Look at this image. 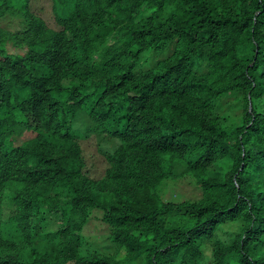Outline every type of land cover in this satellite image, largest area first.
<instances>
[{"label":"trees","instance_id":"16d2710c","mask_svg":"<svg viewBox=\"0 0 264 264\" xmlns=\"http://www.w3.org/2000/svg\"><path fill=\"white\" fill-rule=\"evenodd\" d=\"M49 9L0 0V264H264V0Z\"/></svg>","mask_w":264,"mask_h":264},{"label":"rangeland","instance_id":"374dc122","mask_svg":"<svg viewBox=\"0 0 264 264\" xmlns=\"http://www.w3.org/2000/svg\"><path fill=\"white\" fill-rule=\"evenodd\" d=\"M35 3L39 6L40 11L43 16L49 17L50 9H49V0H35ZM2 26H4V22H0ZM8 28H13L15 26L14 21L6 22ZM151 62L152 60H149ZM148 62V63H149ZM147 63V62H146ZM146 63L140 64V66L137 67L138 69H143L145 67ZM20 139H18V142ZM169 188L172 189L170 193L173 191L177 192L178 194H181V196H191V192L193 189V184L187 180H180L176 181L175 183H169ZM167 196L168 193H165ZM4 216L8 213L5 211ZM94 219L88 220L86 225L83 228V233L86 236L87 242L96 243L98 246H103V240H101V235H105L107 233L104 225H100L97 221L96 217H92ZM43 229H48L49 231H54L57 228L61 227V220L57 216H52L51 218H44V223L42 224ZM94 234V235H93ZM107 243V242H106ZM106 253V250H102Z\"/></svg>","mask_w":264,"mask_h":264},{"label":"clouds","instance_id":"9594fccd","mask_svg":"<svg viewBox=\"0 0 264 264\" xmlns=\"http://www.w3.org/2000/svg\"><path fill=\"white\" fill-rule=\"evenodd\" d=\"M13 196L14 193L12 191H8L5 188L2 190L1 194V203H0V222H5L8 220L10 216H12L16 209H15V204L13 201ZM8 212L4 216V212ZM30 230L33 232L35 235H38L39 233L43 234L48 231V229H43L42 224L38 222H34L30 218Z\"/></svg>","mask_w":264,"mask_h":264}]
</instances>
